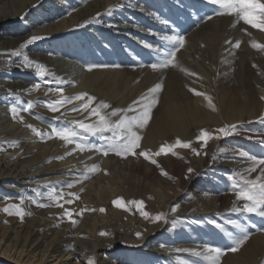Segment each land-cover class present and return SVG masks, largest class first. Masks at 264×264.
Here are the masks:
<instances>
[{
    "label": "rangeland",
    "instance_id": "1",
    "mask_svg": "<svg viewBox=\"0 0 264 264\" xmlns=\"http://www.w3.org/2000/svg\"><path fill=\"white\" fill-rule=\"evenodd\" d=\"M96 3L98 6H103L98 8V11L103 8L102 11L97 12L88 23L75 27L72 32L63 35L56 41H50L46 45H42L41 49L35 51L38 56L36 60L43 62L45 68L49 67L53 73L61 75L63 71L68 83L76 75L73 72H77V77H79L91 70L100 72L102 78H105L107 73L116 75L120 81L127 78L129 82L126 88H130L134 93L133 96L137 97L135 101L150 96L149 90L156 85H160V90L155 93V97L171 90V84L169 85V81H166L165 76L158 73V67L153 69L150 66L153 62L159 65L164 50L171 48L170 42L162 40L163 36H172V31L178 29L179 25L192 26L193 23L196 24L200 21L201 23L202 21H218L216 14L209 13L211 7L217 6L208 4L207 0H42L20 23H16L14 18L11 17L15 25H0V52L3 46H8L11 42L20 44L28 40L29 35L31 37L38 35L40 29H46L51 25L60 24V22H68L71 13L86 11ZM1 8L2 3H0ZM110 9L111 12H109ZM4 13L11 14V10L0 12V16H3ZM209 16H211V19H209ZM195 24L193 25L195 26ZM262 34H264V31H262ZM217 43L218 41H214L211 45L207 44L199 48L198 52L189 50L184 52L182 51L183 48H180L176 53L177 56L181 53V55L188 54V56L195 54L194 58L191 57V61L188 60L192 65H189L190 71L186 74L195 81V84L193 88L191 86L185 87V90L189 92V97L194 100L202 97L203 90L207 89V94L216 106L222 105L224 100L230 101L231 96L236 95L234 99L237 103L239 102L245 106L251 105L248 112L253 111L255 113V110H257L258 115L254 116L252 131L264 135V98H262L264 97V50L252 47L254 43L264 45V40L258 41L251 38L242 42L239 39L240 47H233L234 49L230 50L219 46ZM20 52V56L13 58L16 69L12 70L13 72L9 76L1 78L6 79L5 84L8 83V80H11L14 87H19L17 90L19 95L26 94L30 97L24 99L20 95L13 98L7 94H2L1 109L5 112L6 117L0 121V126L10 124L9 129L6 131L16 132L15 134L19 135L21 139L30 141L33 147L34 144L38 143L39 146L34 147L37 152L41 151V146L47 147L51 143L53 144V150L57 149V152L61 151V147L66 146L65 151L50 159L49 165L56 162L60 165L59 168L71 167L72 169L68 170L67 174L75 180L84 177L88 182L94 184L92 176L95 178L100 177L101 173L97 171L93 175L90 173V175L80 177L79 173L86 170H84V166L74 167V164L82 160L72 158L67 162L64 160V155L73 151H75L74 157L77 154H80L79 156L86 154L85 158L91 154L97 155V163L100 167H103L105 177H108L107 180L99 183V186L108 189L117 187L120 190L124 189L126 197H122L128 210H124V208L117 209L114 206L113 208L110 206L111 208L109 207L103 212L96 210L95 215L98 217V221L101 222L102 227L95 233H89L83 229L84 216L72 210L69 211L72 212L71 219L75 223H72L68 217H59L55 223L46 228L39 225V223H32L35 216H38L37 211L40 209L36 203H33L32 198L38 199V202L41 203L39 198L34 193L33 195L31 193L22 194L17 190H12L13 186L7 184L3 185L5 191H0V230L7 227H10V230L17 228L12 236L19 229L24 231L36 230L37 233H43L44 238H48L46 242L53 238L67 239L69 242L98 239L97 241L104 246L101 253L109 257L111 264L112 261L115 264H132L134 258L148 256L147 254H150L148 252H151L152 248L158 250L163 247L172 251L178 247H181L180 249H196L205 246L219 247L223 251L216 257L214 253H208L205 249H202L200 252L203 255L197 258L189 252H177L176 250L171 253L175 264H185V260L190 261L191 264H233L232 255L238 251L232 252L230 248L233 246L235 239L245 234L248 239L264 235V215L244 214L233 210L234 205L242 206L244 202L236 199L232 187L234 181L229 179L234 174L244 172L251 165V161L247 157L238 155L240 151L247 152L257 158H264V145L251 139H241L237 133L229 136V141L226 144L216 148L217 152L227 157L220 156L218 159L210 161L206 165L207 171L203 175L194 177L195 166H200V159L205 157L207 150L204 141L197 142L196 140L201 130L194 128L190 130L189 141L181 140L175 134L169 135L170 139H167V141L163 139L162 141L165 143H162L160 147L174 144L177 139L186 143L191 142V148L177 147L174 151L182 153L181 155L185 152L188 154L190 157L189 169H192V171H185L184 173L182 171L177 173L168 172L167 175H160V185L153 184L150 191L147 188L145 196L133 194L127 189L128 183L131 184L133 180L131 182L126 180V177H128L127 170L124 163H122L125 160L115 163L95 151V149L81 151L75 144H68L55 136L51 138L45 136L43 139L37 136L39 140L36 141L37 137L34 136L35 134L30 127L26 126L29 128L26 129V127H21L11 121L7 111H9L12 104L16 103L18 108H24L29 102H32V109L21 112L26 114V121L35 123L36 125L32 126L42 133H50L52 126L70 127L73 123L69 117L60 120L59 117H54L53 120H42V118L37 117L38 114L34 115L36 103L46 102L48 98L52 97H59V100L64 98L63 94L58 95L57 91H50V89L57 88L50 78L38 75L35 78L30 77L32 73L23 67V56L26 55L31 59L34 52L30 50L25 53L20 50ZM2 63H6V61L0 59V64ZM36 84H39L40 87L36 88ZM23 87L30 92L25 91L23 93ZM196 93H201V95ZM230 93L231 95H229ZM37 96L45 98V100ZM156 104L151 110L150 118L155 116L154 108L157 107ZM91 106L93 108V105ZM75 107L74 105L73 108ZM82 110L80 107L75 112L78 113ZM85 111H90V107ZM103 111L108 112V109ZM77 130L79 131V129ZM207 131L213 137L218 135L216 130ZM105 135L110 134L105 133ZM184 135L186 136V131ZM208 141H217V139L212 138ZM86 142L95 144L97 147L105 145V141L99 136H88ZM221 149L226 151H221ZM197 152L199 154H196ZM162 155L164 154L160 156ZM123 158L125 159L124 156ZM71 161H74V163L72 164ZM221 162L226 163L227 167L218 168ZM240 163L243 164L242 169L232 170ZM109 165L113 168L109 169ZM260 167H264V165ZM259 171L260 168H257L250 178L254 179ZM42 176L46 179L53 177L55 171L49 168ZM216 176L219 177V180H215ZM212 179L215 180L213 186L209 185V180ZM236 179H239V175H236ZM62 183L61 188L69 185ZM81 186L69 187L68 192L75 196L78 187ZM53 187L56 188V186H52L47 188V191L43 190L42 192H48ZM56 189L59 190V188ZM218 194L223 196V203H220V206H217L218 208L215 210L211 209V198ZM20 197H24L22 207L25 214L23 218L3 211L5 207L11 204H19ZM129 201H143V211L149 213V218H145L141 211L136 209L135 205L128 204ZM57 203L60 207L59 205L65 204V200L61 199ZM191 203L195 204L192 210L199 214H189L191 209L185 207ZM173 206L177 208L175 212L171 211ZM161 213L164 214L165 219L160 222H153L150 218ZM202 218L206 220V223H214L213 225L220 226L217 230L211 229L210 238L207 241L205 239L207 237L206 228L202 230V227H200L192 231V235L187 234L188 226H191L193 221L197 222ZM93 224L94 226L101 225L100 223ZM102 232L106 235L101 236L100 233ZM137 233L141 234L139 239ZM101 253H99L98 263L102 259ZM130 257L133 260L130 261ZM205 257L210 258L205 259ZM2 264L15 263L2 262Z\"/></svg>",
    "mask_w": 264,
    "mask_h": 264
},
{
    "label": "bare ground",
    "instance_id": "2",
    "mask_svg": "<svg viewBox=\"0 0 264 264\" xmlns=\"http://www.w3.org/2000/svg\"><path fill=\"white\" fill-rule=\"evenodd\" d=\"M40 1L42 0H0V3H2L0 12L11 10V14L4 13L3 16H0V25H15L11 17L14 18L16 23H20ZM99 7L103 6H98L96 3L93 7L86 9V11L75 14L71 13L68 22H60V24L51 25L46 29H40L39 34L36 36L45 38L35 41L25 49H20V45L26 43L27 40L20 44H18V42H11L8 46H3L0 52V59L5 60L6 63L0 64V101L2 100V94H7L13 98L19 97L20 95L24 99L30 97L26 96V94L19 95L17 93L19 87H14L11 80H8V83L5 84L6 79L1 78L3 76H9L11 72H13L12 70L16 69L13 63V58L16 56L13 53L16 50H22L24 53L28 50L34 52V55L31 56L33 58L29 59L31 66L26 69L32 73L30 77L35 78V76L38 75L37 65L45 68L43 62L36 60L38 56L35 51L41 49L42 45H46L50 41H56L63 35L72 32L75 27L77 28L88 23L97 12L103 10L102 8V10L98 11ZM215 8L216 7H211L209 13L216 14L218 21H202V23L200 21L196 24L193 23L195 26L193 24L192 26H184L183 24V26L179 25L178 29L172 31L173 35H182L184 37L185 45L182 51L185 52L189 50L198 52L199 48L207 44L211 45L214 41H218L217 44L219 46L230 50L235 47L239 39H241L242 42H244L245 39L251 38L258 41L264 40V34H262L261 30L244 24L243 21L238 20L234 15L217 14L214 10ZM28 37L29 39L31 38L30 35ZM169 45L173 47L171 43H169ZM181 54H178V56L176 55L175 59L167 67H158L157 69L158 73L167 78L166 81H169V85L171 84L170 91H172V93L167 90L164 94L155 97L157 101V107L154 108L155 116L149 119L144 128L136 129L142 137L140 148L135 150L136 155H127L124 159L122 155H117L115 152H109L108 155L98 152L113 160L115 163L125 160V162L122 163H124L127 170L128 177H126V180L127 182L133 180L131 184L128 183L127 189L133 194L145 196L147 194V188H149L150 191L153 184L160 185V175H162V172L177 173L182 171L184 173L189 170L190 157L186 152L183 155L179 152H175V155L171 153L167 155L164 154L158 156L157 159V156H153V153L159 151L160 145L165 143L162 140L164 139L167 141V139H170L169 135L175 134L179 136V139L189 141V132L193 128L196 130H217L225 125H234L238 129L237 135H239L241 139H251L257 142L264 139V135L256 134L252 131L254 116L258 115L256 112L257 110H255V113L253 111L248 112L251 105L245 106L239 102L237 103L234 99L236 95L231 96L232 98H230V101L224 100L220 106L214 105L211 100L215 110L209 105L208 100L205 99V96L210 98L207 94V89L203 90L204 94L202 97L195 98L194 100L189 97V92L185 90V87L191 86L193 88L195 81L189 76H186V74L190 71L189 65H192L189 61H191L192 56L193 58L195 57V54L191 56H188V54ZM45 69L46 74L44 76L48 77V79L50 78L57 88H63V93L56 92L58 95L63 94V98H71L86 93L87 95L95 97V101L92 103L93 107L103 101L111 105L112 108L118 109H127L130 105H134L133 101L137 100V97L133 96L134 93L132 90L126 88L129 82L127 78L120 81L116 75L108 73L105 75V78H102L100 72L91 70L79 77H77V72H73L76 73V75L73 76V80L68 83L63 71L62 74L59 75L53 73L49 67ZM25 89L27 88H22L23 93H25V91L30 92ZM231 93L229 95H231ZM38 98L45 100V98ZM58 98H48L46 102L51 103L59 100ZM86 99L87 97H85V100H73L71 103H65L59 108V111L56 112L50 111L45 101L36 103L34 106V115L38 114L39 116L37 115V117L39 119L42 118V120H53L54 117H59L60 120L69 117L73 122L72 126H74V122L76 121L94 123L96 117L89 115L92 106H90V111H85L84 109L78 113L73 111V109L79 110L81 104L85 103ZM74 105L76 106L75 108H73ZM153 106H155V104ZM111 110V108L108 109V112ZM7 113H9L11 121L21 127L36 125L33 122H27V117H25L26 114L21 111L15 116L10 109ZM137 114L138 112L127 113L129 116ZM121 115H123V113H121ZM5 117L6 114L2 111L0 102V121ZM117 118L118 117H113L112 119L115 120ZM9 127L10 124L0 126V191H5L3 185L8 184L13 186L12 190H17L22 194L31 193L33 195L34 189H39V191L42 192L43 190L47 191L49 187L56 186V188L63 190V200H71L72 203H65L63 207H58L57 202L50 201L44 197H38L41 203L48 206L40 207L39 211H37L38 216H35L32 223H39V225L49 228L59 217H67L65 214L66 210H72L84 216L82 221L84 225L83 229L89 233H95L98 229H101L102 224L95 215L97 213L96 210L100 212V209L106 211L110 206L113 208V201L117 199L123 200L122 196L126 197V192L124 189L120 190L118 187L115 189H108L99 186V183L107 180L108 177H105L103 167H100L97 163L98 156L91 154L85 158L86 154L82 156L77 154L74 157L75 151L68 152L64 155V160L67 162L72 158L74 160H82L74 164V167L82 165L84 166V170H86L83 173H79L80 177L86 176L87 174L90 175V173L93 175V173L97 171L101 173L100 177L95 178L92 176L94 184L88 182L84 177L75 180L67 174V171L72 169L71 167L65 166L59 168L60 165L56 162L49 165L50 159L55 158L56 154L65 151L66 146L61 147V151L57 152V149L53 150V144L51 143L50 146L47 147L41 146V151L37 152L34 147L39 146L38 143L34 144L35 146L33 147L30 141L21 139L19 135L17 136L15 134V131V133H11V130L6 131ZM27 127L26 129H29ZM185 131L186 136L184 135ZM38 140L37 137L36 141ZM227 141H229V137H222L217 139V141L207 142L205 157L200 159L199 167L195 166L194 177L203 175L205 171H207L206 165H208L210 161L222 156L221 153L216 151V148L226 144ZM141 151H147L157 163L152 164L150 161L145 160L139 155ZM83 162L85 163L82 164ZM71 163L73 164L74 161H71ZM51 165L54 166L52 167ZM242 165L241 163L237 164L232 170L242 169ZM225 167L227 166L224 162H221L220 166H218L220 169ZM49 168L55 171V176L47 179L43 178L42 175L45 174V171ZM112 168L113 167L109 165V169ZM215 180H219V177L216 176ZM215 180H209V185L213 186ZM62 182H64V184H71L72 187L76 185L82 186L78 187L79 189L76 195L72 196L69 195L68 186L63 188L60 187L63 184ZM220 203H223V196L218 194L214 198H211V209L215 210L218 208L217 206H220ZM194 207L195 204L191 203L185 208L191 209L189 214H199L192 210ZM116 208L118 209V207ZM93 223H100L101 225L98 224L94 226ZM191 224V226H188L187 234L192 235V231L200 227H202V230L206 228V241L210 238L211 229L217 230V228L220 227L219 225H213L214 223H206L204 218L199 219L197 222L193 221ZM16 230L17 228L10 230V227L0 230V264H2V262L15 264H88L90 259L94 260L96 264H111L109 257L101 253L104 250V246L97 241L98 239L69 242L67 239L53 238L46 242L48 238H44L43 233H37L36 230L24 231L23 229H19L18 232L12 236V233ZM243 234L242 231V235ZM202 238L204 239V237ZM180 248L181 247H178L172 251L163 247L158 250L152 248V251L148 252L150 253L147 254L148 256L134 258L132 264H175L173 254L171 253ZM202 249H205L207 252L206 247L196 248L195 250L201 251ZM99 253H101L102 259L98 263ZM131 260H133V258L130 257V261ZM232 260L233 264H264V235H258L257 237L247 239L239 248L238 252L232 255ZM225 262L227 263L226 260ZM112 264H115L114 261H112Z\"/></svg>",
    "mask_w": 264,
    "mask_h": 264
},
{
    "label": "snow or ice",
    "instance_id": "3",
    "mask_svg": "<svg viewBox=\"0 0 264 264\" xmlns=\"http://www.w3.org/2000/svg\"><path fill=\"white\" fill-rule=\"evenodd\" d=\"M207 3L213 6H217L214 10L217 14L222 15H230L236 16L238 20L243 21L244 24L250 25L252 28L259 29L264 31V0H207ZM111 12V9L109 10ZM211 19V16H209ZM45 37L32 36L26 43L20 45V49H25L29 45L33 44L35 41L40 39H44ZM162 40L170 42L173 47L170 49H165L162 56L161 62L159 65L155 62L151 63V67L153 69L157 67L165 68L176 57V53L180 50V48L184 47V37L182 35H172V36H163ZM236 48L240 47L239 42L235 44ZM252 47L258 50H264V45L261 44H253ZM16 56H20V50H16L14 53ZM30 62L29 58L25 55L23 56V67L29 68ZM38 75L43 77L46 74V69L40 65H37ZM36 88H39L40 85L36 84ZM160 90V85H156L154 88L150 89V96L142 97L138 101H134V105H130L127 109H118L112 108L111 105L101 101L95 107L91 108L89 113L90 116L96 117V121L94 123H85L83 121L74 122V126L70 127H51L50 133H42L37 128L28 125L32 129V132L43 139L45 136L51 138L53 136L59 138L60 140L65 141L68 144H75L78 149L81 151L84 150H92L95 149L97 152H102L104 155H108L109 152H115L117 155H122L127 157V155L132 154L136 155V149L140 148V141L142 137L136 131V129L144 128L151 115V110L153 105L157 102L155 98V93ZM50 91H58L63 93V88L50 89ZM197 95H201V93H196ZM85 103L81 105V108L84 110H88L92 103L95 101V97L87 95L86 93L76 95L71 98H64L61 100H57L51 103L45 102L48 109L52 112L59 111V108L62 107L65 103H71L73 100L80 101L85 100ZM264 98V97H262ZM205 99L208 100L209 105L213 107L212 101L209 97L205 96ZM18 103V102H17ZM33 103L29 102L26 107L18 108L17 104L14 103L11 105V112L14 114H18L20 111H29L32 109ZM112 109L110 112H105L103 110ZM77 109H73L76 111ZM129 112H138L137 115L129 116L127 113ZM123 113V115H121ZM113 117H118L117 119H112ZM22 119V118H21ZM79 129V131L77 130ZM218 135L215 137L212 136L207 130H201L199 135L196 137L197 142L204 141L206 146L207 141L212 138L220 139L222 137H229L238 132L236 126H228L225 125L216 130ZM105 133H109L110 135L106 136ZM88 136H99L102 140L105 141L104 146L97 147L95 144L87 143ZM261 145H264V139L259 141ZM179 148H191V142H182L177 139L174 144L171 145H163L160 147L159 151L153 153V156H160L161 154H173L175 155V149ZM195 151V150H194ZM221 151H226L225 149H221ZM196 154H199L198 152ZM139 155L142 156L145 160L150 161L152 164H156L157 161L149 155L147 151L139 152ZM241 157H247L249 161H251V165L244 170V172L234 174L229 177V179L233 180L234 183L232 185L233 190L235 192L236 199L238 201H243L242 206H233V210L244 213V214H258L264 215V167H260L264 165V158H257L252 156L251 154L240 151L238 153ZM257 168H260L259 174L254 178H250L253 172H256ZM189 172L192 169L188 170ZM247 173V174H245ZM162 175H167V173L162 172ZM236 175H239V179H236ZM47 187V186H46ZM68 187H72L71 184ZM37 197H44L50 201L58 202L63 199L64 192L62 189L50 188L48 192L42 193L39 189L33 190ZM69 195H74L69 193ZM33 199V203H36L39 207H46L48 205L39 203L35 198ZM24 203V197H20L19 204H11L8 207H5L3 211L8 214H15L23 218L25 212L22 207ZM65 203L71 204L72 201L68 200ZM128 204L135 205L138 211H141V214L145 218H149V213L147 211H143L144 202L143 201H129ZM113 205L118 208H124V210H128L127 204L122 199H117L113 201ZM63 207V205H59ZM177 210L176 206L171 208L172 212ZM101 212L105 211L104 209H100ZM67 217L72 223H75L72 220V212L66 210ZM82 214V213H81ZM153 222H160L165 219L163 213L158 214L154 217H150ZM101 236L106 235V233H100ZM137 238L139 239L141 234L137 233ZM247 235H243L240 238L234 240L233 246L230 248V251L235 252L238 251L239 248L247 241ZM208 253H214L216 257L220 255L223 251L219 247H211L205 246ZM177 252H189L191 255L199 258L203 254L200 251L195 249H177ZM210 257H205V259H209ZM88 264H96V262L92 259L88 261ZM185 264H191L190 261L185 260Z\"/></svg>",
    "mask_w": 264,
    "mask_h": 264
}]
</instances>
